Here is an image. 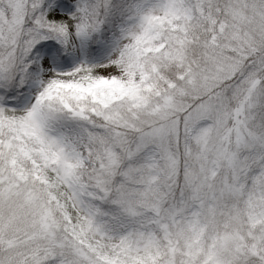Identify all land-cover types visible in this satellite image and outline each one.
Instances as JSON below:
<instances>
[{
	"label": "snow or ice",
	"instance_id": "obj_1",
	"mask_svg": "<svg viewBox=\"0 0 264 264\" xmlns=\"http://www.w3.org/2000/svg\"><path fill=\"white\" fill-rule=\"evenodd\" d=\"M0 264H264V0H0Z\"/></svg>",
	"mask_w": 264,
	"mask_h": 264
}]
</instances>
